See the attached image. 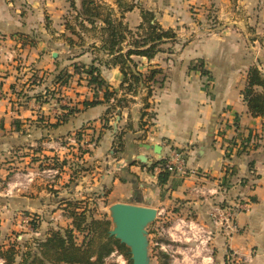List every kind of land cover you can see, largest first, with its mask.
I'll return each instance as SVG.
<instances>
[{
    "label": "crops",
    "instance_id": "obj_1",
    "mask_svg": "<svg viewBox=\"0 0 264 264\" xmlns=\"http://www.w3.org/2000/svg\"><path fill=\"white\" fill-rule=\"evenodd\" d=\"M138 1L158 14L163 27L178 34L176 42L165 43L151 60L141 57L143 67L155 64L166 75L146 109L156 116L140 127L144 103L135 97L137 101L123 108L121 115L113 112L110 118L114 126L126 122L133 126L124 137V150L108 157L112 134L103 129L100 145L92 154H84L81 162L104 161L109 167V174L102 175L112 182L108 207L132 202L166 211L172 218L210 224L213 203L239 195L251 198V209L237 217L238 232L227 236L216 231L211 260L223 263L227 251L234 249L247 258L246 264H264V115L253 116L242 95L249 68L257 64L264 72V0ZM81 3L76 0L79 7ZM212 7L216 19L203 20ZM69 9L70 0H0V180L9 173L4 161L14 152L22 153L17 165L24 171L17 173L15 183L18 212L36 214L53 204L58 207L52 214L64 211L75 189L68 186L72 169L67 164L62 170L53 167L54 161L69 163L80 150L73 143L78 131L85 137L100 133L108 108L106 103L84 108L83 101L94 96L84 74H75L67 84L53 82L61 68L73 72V62L92 61L90 52L69 59L66 35L70 33L64 20ZM126 20L131 28L137 26L140 10L127 12ZM26 37L34 40L24 42ZM101 72L120 91L119 67H102ZM62 96L68 100H59ZM74 106L80 112L55 125ZM116 128L112 133L121 130ZM250 134L260 136L258 146L228 158L226 146ZM146 143L159 144L161 155L141 147ZM174 150L182 151L188 170L197 173H171L160 184L159 174ZM140 154L147 162L139 159ZM228 165L234 166L232 177L227 176ZM44 176L51 180L43 187ZM38 233L46 235L41 229Z\"/></svg>",
    "mask_w": 264,
    "mask_h": 264
},
{
    "label": "trees",
    "instance_id": "obj_2",
    "mask_svg": "<svg viewBox=\"0 0 264 264\" xmlns=\"http://www.w3.org/2000/svg\"><path fill=\"white\" fill-rule=\"evenodd\" d=\"M114 7L105 1L82 0L81 6L76 0H70V9L66 14L65 26L70 35L66 40L71 50L69 59H74L87 52L92 54V61L86 63L75 61L72 63L73 72L63 67L55 75L53 82L61 85L67 84L75 74L85 75L88 86L94 91L93 99L83 101L84 108L101 103L108 105L105 115L102 117L103 125L100 131L101 137L104 130L110 129V118L113 112L121 115L122 109L134 98L141 95L144 106L141 110L140 127H144L156 114L148 112L149 99L157 88L162 87L166 75L158 66H151L147 74L140 69L139 62L134 57H144L151 60L164 50L165 43H174L178 40L177 31L174 28H165L160 23L154 10L144 7L133 0H114ZM138 8L141 22L131 28L125 21V14ZM26 37L24 42H31ZM102 67H119L122 73L120 91L113 88L102 76ZM162 75V77H160ZM36 81V80H35ZM100 91L102 96H100ZM145 91V92H144ZM242 95L247 103L248 110L253 116L264 115V72L259 65H253L248 70L246 86ZM134 97V98H130ZM78 107H70L55 123L67 120L70 115L80 112ZM147 116L148 119L144 120ZM133 128L130 122H126L120 131L116 132L118 144L123 146L124 137ZM77 140L83 139V131L76 133ZM143 137V136H142ZM53 167L62 168L67 160L57 163ZM163 160H160L162 162ZM235 172L234 166L231 167ZM171 172L163 170L159 174L160 184L168 181ZM73 178V177H72ZM67 209L70 210L72 224L68 227L51 228L45 236L33 234L24 239L25 247L19 251L15 243L6 248L0 244V259L3 264H119L106 262V258L114 251L123 254L131 264L129 248L118 239L109 234L111 220L107 218L97 219L88 214L87 208L79 206V202L67 201ZM69 206V207H68ZM73 207V208H71ZM34 233L39 232L38 215L27 214ZM154 223L149 228V233L154 232ZM82 236L81 242L78 237ZM161 239V238H159ZM157 247H153V250ZM158 249V248H157ZM159 250V249H158ZM154 258L158 264H170L169 256L159 250L154 251ZM20 257L21 260H18Z\"/></svg>",
    "mask_w": 264,
    "mask_h": 264
},
{
    "label": "rangeland",
    "instance_id": "obj_3",
    "mask_svg": "<svg viewBox=\"0 0 264 264\" xmlns=\"http://www.w3.org/2000/svg\"><path fill=\"white\" fill-rule=\"evenodd\" d=\"M99 1H105L108 4H111L114 2V0H99ZM136 3H140L144 7L145 4L143 2H140L138 0H133ZM147 8V7H146ZM210 9H208L209 11ZM215 8L212 7L211 10L208 13H204V18L203 20L206 19H211V21H214L216 19V15H214ZM157 17L159 19V16L157 14ZM125 21L129 24L130 26V20H126V14H125ZM131 27V26H130ZM136 25H133V28H135ZM33 39V38H31ZM34 40V39H33ZM165 49V47L163 46ZM136 60L139 62V67L144 72L145 74L148 73L150 70L151 66H154L155 64L149 65V67H143L142 63V58L137 57ZM86 62V63H90ZM68 63V62H67ZM162 77V75L160 76ZM87 80V79H85ZM122 82V81H121ZM92 88V87H91ZM93 90V89H92ZM145 92V91H144ZM136 97H139L141 99V95H138ZM134 98V97H130ZM68 100L65 97L59 98V100ZM135 102L137 101L136 98H134ZM142 101V99H141ZM143 102V101H142ZM134 104V102H130L129 106ZM151 104V103H150ZM112 118V116H111ZM110 123V122H109ZM112 128L111 134H112V147L110 150H108L107 154L108 157L112 158L114 156V153H118L124 150L125 147V139L123 140L124 144L121 148V146L118 144L117 136L116 133H112V131L117 129L116 127L122 128L118 124L115 126L113 124H110ZM88 128H91L95 130V127L93 128L92 126H89ZM102 130V128H101ZM100 130V131H101ZM120 131V130H118ZM99 131H95V133H87V136H83V139L81 141H78L77 139L75 140L74 145L75 148L80 146V150H77V153H75L69 160L70 162L67 163V166L71 168V174L70 182L68 183V186H71L72 188H75L73 191V197H71L72 202H79V206H82V208H87L88 214L91 215L93 218L97 219H104L106 216L109 215V207L105 206L109 199L107 198L110 190H111V185L112 182L106 181L105 177H103V174H106L107 170L109 167L106 165L104 161H101L100 163H97V161L91 162L90 160L81 162V158L83 157L84 154H92L93 150L100 145V141L102 139L101 137H98ZM85 140V141H83ZM72 140H69L66 143H71ZM75 152V151H73ZM22 153H17L14 152L13 156H11L12 159H8L6 162L4 161L5 167L7 168V171L9 173L3 174L5 179L0 180V189L2 190V193H0V244H3V246L6 248L12 243H15L17 246H19V251L23 250L22 248L25 249L22 244L24 239L30 238L33 234L35 235H41L40 233L36 232L34 233L31 227L30 219L29 216L27 215L28 213L26 212H18L16 210V202L14 200L15 198V183L17 182V173H20L24 171L22 169L21 165H17V161L19 160V155ZM48 158H43V160L47 161ZM67 160V159H65ZM62 161H58L57 163H61ZM13 163V164H10ZM3 164V163H2ZM27 167V166H26ZM58 169L59 167H56ZM26 171V170H25ZM58 174V173H57ZM109 174V173H107ZM44 180L42 181L41 186H45V182L48 180H51V177L44 176ZM104 178V179H103ZM79 185L78 189L76 187ZM13 191V192H11ZM57 191V190H55ZM13 193V194H12ZM70 199V198H69ZM58 205V204H57ZM56 204L51 205L48 208H45L43 211L40 213H36L38 215V225L39 228L43 231L48 232L51 228H64L71 226L72 224V218L70 217V210L73 209H67V207H62L64 209L61 214L58 212V214H52L53 211H57V206ZM69 207V206H68ZM73 208V207H71ZM107 212V213H106ZM172 214H170L171 216ZM110 216V215H109ZM175 218V217H174ZM112 222V221H111ZM154 222V226H155ZM153 226V228H154ZM113 227V223L110 226V230ZM150 228V227H149ZM52 230V229H51ZM150 234V233H149ZM150 252L152 255V262L154 264L157 263V259L154 258L153 253L154 251H159L157 248L153 250L154 244H153V235L150 234ZM83 237L80 235L78 237V242H81ZM156 247V246H155ZM130 252V251H129ZM122 255V256H121ZM131 256V255H130ZM18 260H21L20 257ZM131 260V259H130ZM106 262H117L119 264H129L127 258L121 254L120 252H115L114 255H110L106 258ZM0 264H3L1 259H0ZM132 264V260H131Z\"/></svg>",
    "mask_w": 264,
    "mask_h": 264
},
{
    "label": "built area",
    "instance_id": "obj_4",
    "mask_svg": "<svg viewBox=\"0 0 264 264\" xmlns=\"http://www.w3.org/2000/svg\"><path fill=\"white\" fill-rule=\"evenodd\" d=\"M259 143L260 136L250 134L230 142L226 146V155L230 158L231 155L250 151L256 148ZM164 168L171 173H197L196 170H188L182 151H172ZM50 171L54 174L59 173L57 169H51ZM232 171L230 165H228L227 176H234L235 173ZM221 187L219 186V188ZM252 204L251 198L241 195L230 201L227 199L217 201L213 203L209 211L210 224L183 216L172 218L166 211L160 210L153 228V244L169 256L170 264H183L184 262L187 264H246L247 258L234 249L227 251L223 263H216L211 260L212 249L210 245L216 231L227 236L238 232L237 217L241 212L249 211ZM180 249L185 251H180ZM115 252L118 253L116 250L112 252V255Z\"/></svg>",
    "mask_w": 264,
    "mask_h": 264
},
{
    "label": "water",
    "instance_id": "obj_5",
    "mask_svg": "<svg viewBox=\"0 0 264 264\" xmlns=\"http://www.w3.org/2000/svg\"><path fill=\"white\" fill-rule=\"evenodd\" d=\"M57 56V52H53ZM141 147L153 149L161 155L159 144H142ZM139 159L147 162V157L140 154ZM109 215L113 223L109 231L130 251L132 264H154L150 252L149 227L158 219V209L132 202H115L109 206Z\"/></svg>",
    "mask_w": 264,
    "mask_h": 264
}]
</instances>
